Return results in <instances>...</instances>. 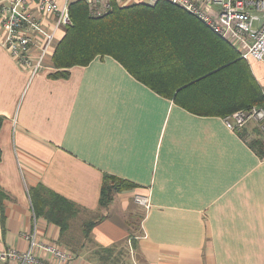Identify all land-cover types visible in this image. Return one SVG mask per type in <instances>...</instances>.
Instances as JSON below:
<instances>
[{
	"label": "crops",
	"instance_id": "0c3cea01",
	"mask_svg": "<svg viewBox=\"0 0 264 264\" xmlns=\"http://www.w3.org/2000/svg\"><path fill=\"white\" fill-rule=\"evenodd\" d=\"M84 1L91 15L92 3L105 4ZM142 2L154 0L109 1ZM161 21L158 42L124 53L132 68L103 55L54 76L66 27L33 73L0 44V251H25L36 224L40 238L69 252L61 264L129 260L128 239L138 264H264V155L246 139L254 128L223 122L245 102L248 76L264 93V63L239 57L193 17ZM104 175L134 187L102 207ZM38 184L77 207L63 233L34 213L30 189ZM137 193L149 207L133 201Z\"/></svg>",
	"mask_w": 264,
	"mask_h": 264
},
{
	"label": "built area",
	"instance_id": "2783aa9c",
	"mask_svg": "<svg viewBox=\"0 0 264 264\" xmlns=\"http://www.w3.org/2000/svg\"><path fill=\"white\" fill-rule=\"evenodd\" d=\"M98 7L91 4L90 12L99 16L109 9L110 0ZM155 1V0H154ZM196 16L213 33L231 44L243 58L264 63V0H170ZM72 24L68 5L58 0H0V44L15 62L31 73L41 69L52 55L57 30ZM256 121L264 130V106L241 108L223 117L227 128L240 130L248 121ZM133 201L149 207V196L134 194ZM25 251L9 248L0 251V262L14 260L19 264H61L68 261L69 252L37 235L36 224L26 235ZM129 260L117 264H138L131 239L127 240ZM49 252L57 261L39 258L35 249Z\"/></svg>",
	"mask_w": 264,
	"mask_h": 264
},
{
	"label": "trees",
	"instance_id": "16d2710c",
	"mask_svg": "<svg viewBox=\"0 0 264 264\" xmlns=\"http://www.w3.org/2000/svg\"><path fill=\"white\" fill-rule=\"evenodd\" d=\"M68 9L72 24L65 28L64 34L57 42L52 55V64L56 68V71L52 73L54 76H66L68 69L72 66L86 65L96 56L103 55H112L128 68H132L131 64L125 60L124 53L130 46L137 44L139 46L140 42L147 43V45H151L154 41L158 42L159 38L161 39L160 33H164L166 29V27L159 26L158 22L161 23L165 16L193 17L210 30L196 16L170 0H155L151 4L135 3L124 7L114 6L99 16H93L89 13L84 0L70 2ZM216 36L222 39L220 36ZM162 43H165V39H162ZM235 51L239 55V52ZM255 105H264V93L258 83L248 76L247 97L245 102L238 105L239 108L237 109ZM2 122L3 117L0 116V127ZM250 145L261 155H264V141L255 138L250 142ZM133 187L134 185L126 180L104 175L99 205L107 206L114 193ZM30 195L34 213L58 224L62 233L66 231L69 219L77 212L75 204L42 184H38L32 190L30 189ZM5 196L6 194L0 186L1 209ZM89 227L86 235L89 233Z\"/></svg>",
	"mask_w": 264,
	"mask_h": 264
},
{
	"label": "rangeland",
	"instance_id": "374dc122",
	"mask_svg": "<svg viewBox=\"0 0 264 264\" xmlns=\"http://www.w3.org/2000/svg\"><path fill=\"white\" fill-rule=\"evenodd\" d=\"M264 106V105H263ZM248 125L251 129L254 128V131L247 134V140L252 141L257 138L261 141H264V130L261 129L260 125L254 120H248L245 126Z\"/></svg>",
	"mask_w": 264,
	"mask_h": 264
}]
</instances>
